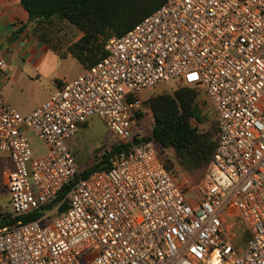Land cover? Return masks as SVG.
<instances>
[{
	"label": "built area",
	"instance_id": "obj_1",
	"mask_svg": "<svg viewBox=\"0 0 264 264\" xmlns=\"http://www.w3.org/2000/svg\"><path fill=\"white\" fill-rule=\"evenodd\" d=\"M105 51L27 115L0 92L12 217L56 205L70 188L39 220L0 229V264H264V0H165ZM171 81L203 90L217 115L196 194L143 140L153 114L141 93ZM92 118L128 149L83 177L67 140Z\"/></svg>",
	"mask_w": 264,
	"mask_h": 264
},
{
	"label": "trees",
	"instance_id": "obj_2",
	"mask_svg": "<svg viewBox=\"0 0 264 264\" xmlns=\"http://www.w3.org/2000/svg\"><path fill=\"white\" fill-rule=\"evenodd\" d=\"M164 2L165 0H20L30 18L35 19L34 23L50 24L57 18L69 22L83 33L64 54L72 56L85 68L95 65L106 56L105 45L109 39L125 35L136 24L156 12ZM17 38L18 34H15L13 39ZM147 105L152 111L154 122L143 140L158 144L165 150H174L179 164L189 175L207 172L218 145V123L211 131L201 130L193 125V121L205 123L197 107L196 91L187 87L176 89L171 94L153 97ZM127 149L128 145L121 143L106 149L103 159L83 171L82 176L88 177L95 171L109 170L114 156ZM164 165L175 174L171 161H164ZM69 189L67 187L62 191L56 205L64 200ZM56 205L43 207L19 218H13L11 211L0 214V229L19 221L39 220L44 211L51 210ZM67 208L68 203L64 201L61 211Z\"/></svg>",
	"mask_w": 264,
	"mask_h": 264
},
{
	"label": "crops",
	"instance_id": "obj_3",
	"mask_svg": "<svg viewBox=\"0 0 264 264\" xmlns=\"http://www.w3.org/2000/svg\"><path fill=\"white\" fill-rule=\"evenodd\" d=\"M34 22L22 7L20 0H0V60L8 65L7 69L0 68V92L22 115L40 108L57 91L55 82L63 81L52 78L50 73L57 66L56 58L60 53L56 47L41 39L38 33L43 30V26ZM72 28L71 31L76 37L73 42L75 43L83 33L77 28ZM15 34H18L16 40L13 39ZM70 45L65 46L64 50ZM80 65L81 70L77 77L86 69L81 63ZM43 76L46 78V84L42 82ZM85 126H88V123L82 125L80 130ZM28 135L34 153L42 154L44 147L34 135ZM13 168L10 155L0 152V187H6V176Z\"/></svg>",
	"mask_w": 264,
	"mask_h": 264
},
{
	"label": "rangeland",
	"instance_id": "obj_4",
	"mask_svg": "<svg viewBox=\"0 0 264 264\" xmlns=\"http://www.w3.org/2000/svg\"><path fill=\"white\" fill-rule=\"evenodd\" d=\"M67 21L60 19H54L50 24L40 25L43 26V30L39 31L38 35L44 42L50 46L56 47L59 51L57 59V66L50 71L52 78L63 81H72L77 77L81 70V65L70 55L65 56V46L70 45L76 39L72 33L71 28ZM72 28V29H74ZM43 84H46V78L43 76ZM177 83L175 81L163 83L153 90H148L141 93L144 100V105L148 108L147 103L153 97L161 94H171L176 90ZM197 93V107L200 114L205 119L204 124H198L193 121V125L197 126L201 130L211 131L216 127L217 115L214 112L207 96L203 90H195ZM152 115V114H151ZM153 116L146 117L144 121V128L146 133H149L153 125ZM119 142L118 137L106 126V124L98 118H92L88 122V126H85L76 135L72 136L68 140V147L74 153L77 163L82 171H85L89 167L96 163L95 155L97 151L101 149H111ZM155 148L158 151L163 161H171L173 163V172L179 177L181 183H186L191 186L194 194L197 193L207 172L204 174L189 175L179 164L178 158L172 149H163L160 145L155 144ZM10 193L6 187H0V214L10 213Z\"/></svg>",
	"mask_w": 264,
	"mask_h": 264
},
{
	"label": "water",
	"instance_id": "obj_5",
	"mask_svg": "<svg viewBox=\"0 0 264 264\" xmlns=\"http://www.w3.org/2000/svg\"><path fill=\"white\" fill-rule=\"evenodd\" d=\"M35 20L34 18L31 19V21Z\"/></svg>",
	"mask_w": 264,
	"mask_h": 264
},
{
	"label": "snow or ice",
	"instance_id": "obj_6",
	"mask_svg": "<svg viewBox=\"0 0 264 264\" xmlns=\"http://www.w3.org/2000/svg\"><path fill=\"white\" fill-rule=\"evenodd\" d=\"M191 78H194V77H191Z\"/></svg>",
	"mask_w": 264,
	"mask_h": 264
}]
</instances>
